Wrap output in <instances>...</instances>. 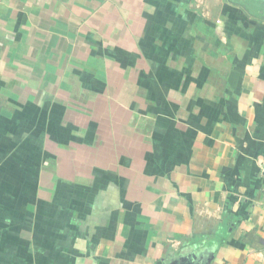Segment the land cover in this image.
I'll return each instance as SVG.
<instances>
[{
    "label": "crops",
    "instance_id": "1",
    "mask_svg": "<svg viewBox=\"0 0 264 264\" xmlns=\"http://www.w3.org/2000/svg\"><path fill=\"white\" fill-rule=\"evenodd\" d=\"M0 264H264V0H0Z\"/></svg>",
    "mask_w": 264,
    "mask_h": 264
}]
</instances>
